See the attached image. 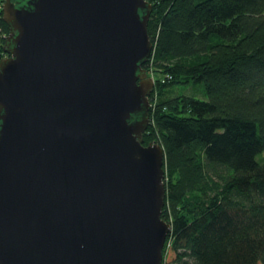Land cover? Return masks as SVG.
I'll list each match as a JSON object with an SVG mask.
<instances>
[{
    "label": "water",
    "instance_id": "obj_1",
    "mask_svg": "<svg viewBox=\"0 0 264 264\" xmlns=\"http://www.w3.org/2000/svg\"><path fill=\"white\" fill-rule=\"evenodd\" d=\"M146 0H5L0 264H162Z\"/></svg>",
    "mask_w": 264,
    "mask_h": 264
},
{
    "label": "trees",
    "instance_id": "obj_2",
    "mask_svg": "<svg viewBox=\"0 0 264 264\" xmlns=\"http://www.w3.org/2000/svg\"><path fill=\"white\" fill-rule=\"evenodd\" d=\"M146 1L156 84L143 138L165 150L171 225L162 264H264V0ZM0 29L1 61L2 9Z\"/></svg>",
    "mask_w": 264,
    "mask_h": 264
},
{
    "label": "rangeland",
    "instance_id": "obj_3",
    "mask_svg": "<svg viewBox=\"0 0 264 264\" xmlns=\"http://www.w3.org/2000/svg\"><path fill=\"white\" fill-rule=\"evenodd\" d=\"M5 57H7V54H6ZM5 57H4V58H5ZM4 58H3V59H4ZM151 58H152V56H151ZM147 73H148V72H147ZM151 75H152V71H151V73L148 74V76L151 77ZM179 91H180L182 94H183V93H185V94H190V93L192 92L190 88H180ZM150 99H151V97H150ZM151 105H152V104H151ZM164 181H165V180H164Z\"/></svg>",
    "mask_w": 264,
    "mask_h": 264
},
{
    "label": "built area",
    "instance_id": "obj_4",
    "mask_svg": "<svg viewBox=\"0 0 264 264\" xmlns=\"http://www.w3.org/2000/svg\"><path fill=\"white\" fill-rule=\"evenodd\" d=\"M3 5H4V3L0 2V9H3ZM0 32H1V29H0ZM153 54H154V50H153ZM153 54H152V56H153ZM150 59H152V58H150ZM151 77H152V79L154 80V82L156 84V76H155L153 71H152Z\"/></svg>",
    "mask_w": 264,
    "mask_h": 264
}]
</instances>
